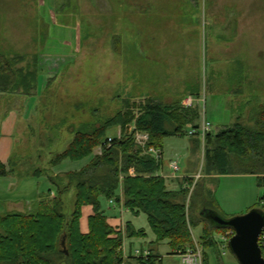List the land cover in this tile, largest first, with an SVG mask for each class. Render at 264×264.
<instances>
[{
	"label": "rangeland",
	"instance_id": "374dc122",
	"mask_svg": "<svg viewBox=\"0 0 264 264\" xmlns=\"http://www.w3.org/2000/svg\"><path fill=\"white\" fill-rule=\"evenodd\" d=\"M0 53L15 68L38 72L31 94L36 106L24 124V163L17 166L24 175L0 176V215L29 214L42 196L55 192L50 175L82 169L101 146L90 157L57 166L51 165L54 156L78 130L114 118L126 101L152 97L197 106L203 136L236 121L253 127L264 105V0H0ZM191 131L189 124V135L164 139L159 173L173 175L170 163L177 160L175 178L194 174L202 187L214 176L205 174L204 144L197 148ZM107 136L121 137L122 128ZM38 169L44 175L35 174ZM75 194L72 189L64 196L67 215L75 209ZM263 196L254 174L222 175L216 182L217 213L224 218L246 213ZM102 199L114 227L125 231L130 223L148 232L125 238L127 262H135V250L153 247L163 264H186L168 240L157 242L146 213ZM203 207L202 198L193 199L195 214ZM92 214V206L83 207L84 233ZM226 231L215 233L219 248L207 249L209 264H239L220 247ZM202 233V225L192 230L200 245Z\"/></svg>",
	"mask_w": 264,
	"mask_h": 264
},
{
	"label": "trees",
	"instance_id": "16d2710c",
	"mask_svg": "<svg viewBox=\"0 0 264 264\" xmlns=\"http://www.w3.org/2000/svg\"><path fill=\"white\" fill-rule=\"evenodd\" d=\"M22 58V57H21ZM14 61L0 53V92H21L31 95L38 85L37 67L15 68ZM200 95V94H196ZM125 109L101 126H85L78 130L69 146L51 160L52 166L64 160L80 161L95 154L82 169L64 175H50L55 186L42 196L34 211L29 214L8 212L0 215V262L13 264H163L160 253L151 248L148 256L133 255L135 262H127L123 252L126 237H144V229L137 230L127 223V229L109 223L102 198L115 201L132 212L148 215L157 242L168 240L173 254L196 247L192 230L203 226L201 236L205 264H209L207 249L218 250L215 233L229 228L217 226L202 211L207 208L217 212L215 202L216 182L219 176L229 174H254L264 186V105L258 111L253 127L235 122L220 128L216 133L206 131L204 136L197 123L200 112L197 106L182 103H164L152 97L142 101H126ZM135 128L128 132V127ZM194 133L190 136L199 148L204 144V172L211 182L201 187L195 177H184L178 190L171 189L166 177L158 172L162 159L145 153L135 142V132L149 134L148 146L163 149L169 136H186L188 125ZM122 128V136L109 141L107 132ZM204 142V143H203ZM134 169L135 174L131 173ZM40 169L35 174L44 175ZM9 173L0 161V176ZM204 180V179H203ZM205 182V181H204ZM203 182V183H204ZM194 192L189 199L191 187ZM76 191L75 209L71 215L64 210V196ZM203 199L199 214L192 209L194 198ZM264 196L254 206L264 211ZM92 206L89 231L81 229L83 207ZM252 207V208H254ZM251 208V209H252ZM67 235L66 254L61 240ZM263 255H264V248ZM219 254V252H218Z\"/></svg>",
	"mask_w": 264,
	"mask_h": 264
},
{
	"label": "crops",
	"instance_id": "0c3cea01",
	"mask_svg": "<svg viewBox=\"0 0 264 264\" xmlns=\"http://www.w3.org/2000/svg\"><path fill=\"white\" fill-rule=\"evenodd\" d=\"M32 96L33 95H25L21 92H0V161L7 166L9 171L8 174L24 175V173L20 171L17 166L19 167L20 164L24 163V124L27 122V115L33 107L32 103L36 106V102L32 100ZM192 99L193 100L190 104H194L195 102V99ZM198 122L201 127L200 121ZM98 150H100V152L98 151V154H101L102 147H99ZM159 174L167 178L169 187L174 190H178L180 188V181L184 177L194 176V174H187L181 178H175V173L173 175ZM111 205L113 204H110L108 207H111ZM122 208L124 209L123 206ZM109 210H111L110 212H115L114 210L116 209L112 208ZM151 248L152 247L145 249H149L151 251Z\"/></svg>",
	"mask_w": 264,
	"mask_h": 264
},
{
	"label": "water",
	"instance_id": "95a60500",
	"mask_svg": "<svg viewBox=\"0 0 264 264\" xmlns=\"http://www.w3.org/2000/svg\"><path fill=\"white\" fill-rule=\"evenodd\" d=\"M130 130V127H128ZM203 215H207L217 226L229 228L234 235L229 240V250L239 261V264H264L263 250L260 245V236L264 231V211L254 207L244 214L235 215L229 218L220 216L217 212L205 208ZM67 235L61 240L66 254H69L67 247Z\"/></svg>",
	"mask_w": 264,
	"mask_h": 264
},
{
	"label": "built area",
	"instance_id": "2783aa9c",
	"mask_svg": "<svg viewBox=\"0 0 264 264\" xmlns=\"http://www.w3.org/2000/svg\"><path fill=\"white\" fill-rule=\"evenodd\" d=\"M206 131L204 130V133ZM193 134V131H191ZM135 142L138 146L142 147L145 153L153 155L156 159L161 160L163 158V150L161 148H158L156 146H148L149 141V134L147 132L142 131H136L135 132ZM113 138H109V141H111ZM171 169L174 173L180 170V166L177 160L172 161L171 163ZM131 173L134 175V169H131ZM112 202V200H111ZM264 203V202H263ZM227 233L220 237L221 241V249H228L229 248V240L234 235V231L229 229L226 231ZM260 245L262 248H264V231L262 232L260 236ZM151 251L149 249H137L135 250V255L137 256H148L150 255ZM181 257L183 258V262L186 264H205V254L203 246L199 243H196L195 248H189L186 252H180L179 253Z\"/></svg>",
	"mask_w": 264,
	"mask_h": 264
}]
</instances>
